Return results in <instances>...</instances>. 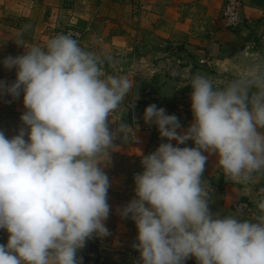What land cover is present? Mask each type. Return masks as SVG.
I'll list each match as a JSON object with an SVG mask.
<instances>
[{
	"label": "clouds",
	"instance_id": "clouds-1",
	"mask_svg": "<svg viewBox=\"0 0 264 264\" xmlns=\"http://www.w3.org/2000/svg\"><path fill=\"white\" fill-rule=\"evenodd\" d=\"M0 61L15 81L0 80V97L23 94L17 134L0 131V264H81L77 253L93 234L106 237L114 141L134 139V129L113 113L131 83L104 71L106 59L69 34ZM192 122L150 104L145 124L167 142L141 158L135 196L118 209L136 227L139 264H264V187L250 216L213 214L203 179L207 156L230 181L248 185L264 176V79L248 73L222 87L194 75ZM172 141H175L173 145ZM192 141L193 147H180Z\"/></svg>",
	"mask_w": 264,
	"mask_h": 264
},
{
	"label": "crops",
	"instance_id": "crops-1",
	"mask_svg": "<svg viewBox=\"0 0 264 264\" xmlns=\"http://www.w3.org/2000/svg\"><path fill=\"white\" fill-rule=\"evenodd\" d=\"M225 3L226 0H0V61L22 55L24 49L19 44L25 49L43 45L56 31L74 29L81 34L76 40L82 47L109 58L104 63L106 73L126 76L131 83L121 111L112 114L116 122L110 130L128 118L135 138L116 146L110 164L104 168L110 185V211L105 221L109 235L93 234V264H139V252L134 247L135 224L131 219H122L118 209L135 196L133 177L143 171L142 156L167 142L154 124H145L144 109L156 104L167 114L176 115L182 129L188 128L192 122L191 78L203 75L222 87V68L227 72L264 36V0L243 2L244 22L236 31L223 24ZM15 78V69H5L0 63V79L14 82ZM22 99H15L17 112L6 109L0 113V131L8 137L17 134L22 126ZM172 143L175 145V141ZM180 147H193L192 141ZM204 155L207 160L202 177L211 195L210 211L220 216L239 212L242 218L254 213L253 197L264 187V176L246 186L234 183L217 166L215 153ZM7 239L8 233L0 230V244H6ZM185 264L197 262L189 257Z\"/></svg>",
	"mask_w": 264,
	"mask_h": 264
},
{
	"label": "water",
	"instance_id": "water-1",
	"mask_svg": "<svg viewBox=\"0 0 264 264\" xmlns=\"http://www.w3.org/2000/svg\"><path fill=\"white\" fill-rule=\"evenodd\" d=\"M220 79L224 85L227 81L240 77L248 73H258L259 79H264V36L260 39L255 49L246 51L240 55L233 66L226 72L222 68ZM131 127V121L127 123ZM83 254V255H80ZM77 257L81 260V264H93L94 258V239L93 236L89 241L86 251L79 250Z\"/></svg>",
	"mask_w": 264,
	"mask_h": 264
},
{
	"label": "built area",
	"instance_id": "built-area-1",
	"mask_svg": "<svg viewBox=\"0 0 264 264\" xmlns=\"http://www.w3.org/2000/svg\"><path fill=\"white\" fill-rule=\"evenodd\" d=\"M244 1L245 0H226L225 6L222 11V21L226 29H229L231 31H236L242 26L244 22V18L242 14ZM59 33L69 34L74 39L81 38V34L74 29L61 30L58 33L56 32L55 35Z\"/></svg>",
	"mask_w": 264,
	"mask_h": 264
},
{
	"label": "rangeland",
	"instance_id": "rangeland-1",
	"mask_svg": "<svg viewBox=\"0 0 264 264\" xmlns=\"http://www.w3.org/2000/svg\"><path fill=\"white\" fill-rule=\"evenodd\" d=\"M61 30H58V31H56L57 33L58 32H60ZM56 32H55V34H56ZM55 34H54V36H55ZM1 80V79H0ZM6 83H8V84H10V83H12V82H10L9 80H6L5 81ZM21 97H23V94L21 93V95H20V97H18V98H21ZM3 99H5L7 102L4 104V102H1L0 103V113H2V112H4V111H6V109L10 112V113H15V112H17V106H16V102H15V100H13L11 97H9V96H3V97H0V100L2 101ZM19 100V99H18ZM124 121H126V122H128V118L127 119H124ZM126 139H120V138H118L115 142H114V146L116 147V146H118V145H120V144H122V143H124V141H125Z\"/></svg>",
	"mask_w": 264,
	"mask_h": 264
},
{
	"label": "flooded vegetation",
	"instance_id": "flooded-vegetation-1",
	"mask_svg": "<svg viewBox=\"0 0 264 264\" xmlns=\"http://www.w3.org/2000/svg\"><path fill=\"white\" fill-rule=\"evenodd\" d=\"M88 246H89V239L86 240V242H85V246H84L82 249H80V250L86 251V249H87ZM81 255H82V254H81Z\"/></svg>",
	"mask_w": 264,
	"mask_h": 264
}]
</instances>
